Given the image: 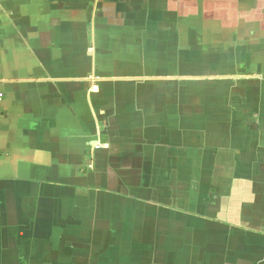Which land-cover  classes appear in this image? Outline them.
Returning a JSON list of instances; mask_svg holds the SVG:
<instances>
[{"label":"crops","instance_id":"0c3cea01","mask_svg":"<svg viewBox=\"0 0 264 264\" xmlns=\"http://www.w3.org/2000/svg\"><path fill=\"white\" fill-rule=\"evenodd\" d=\"M0 264H264V0H0Z\"/></svg>","mask_w":264,"mask_h":264}]
</instances>
